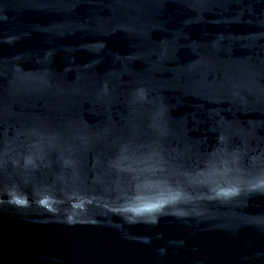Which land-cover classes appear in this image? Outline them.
Here are the masks:
<instances>
[{
	"label": "water",
	"instance_id": "water-1",
	"mask_svg": "<svg viewBox=\"0 0 264 264\" xmlns=\"http://www.w3.org/2000/svg\"><path fill=\"white\" fill-rule=\"evenodd\" d=\"M0 264H264V0H0Z\"/></svg>",
	"mask_w": 264,
	"mask_h": 264
},
{
	"label": "snow or ice",
	"instance_id": "snow-or-ice-1",
	"mask_svg": "<svg viewBox=\"0 0 264 264\" xmlns=\"http://www.w3.org/2000/svg\"><path fill=\"white\" fill-rule=\"evenodd\" d=\"M19 203H22V201H18Z\"/></svg>",
	"mask_w": 264,
	"mask_h": 264
}]
</instances>
